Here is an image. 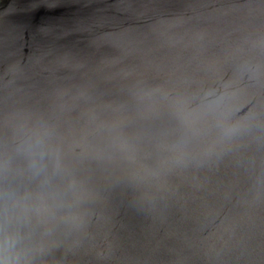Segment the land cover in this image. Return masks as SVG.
I'll list each match as a JSON object with an SVG mask.
<instances>
[{"label":"water","instance_id":"obj_1","mask_svg":"<svg viewBox=\"0 0 264 264\" xmlns=\"http://www.w3.org/2000/svg\"><path fill=\"white\" fill-rule=\"evenodd\" d=\"M5 258L264 264V0H0Z\"/></svg>","mask_w":264,"mask_h":264},{"label":"clouds","instance_id":"obj_2","mask_svg":"<svg viewBox=\"0 0 264 264\" xmlns=\"http://www.w3.org/2000/svg\"><path fill=\"white\" fill-rule=\"evenodd\" d=\"M0 264H17V262L15 260L5 258L4 260H0Z\"/></svg>","mask_w":264,"mask_h":264},{"label":"flooded vegetation","instance_id":"obj_3","mask_svg":"<svg viewBox=\"0 0 264 264\" xmlns=\"http://www.w3.org/2000/svg\"><path fill=\"white\" fill-rule=\"evenodd\" d=\"M244 7H248V4H246V5H244ZM244 9V8H243ZM239 12H241V13H246V12H248L247 10H243V11H239Z\"/></svg>","mask_w":264,"mask_h":264}]
</instances>
